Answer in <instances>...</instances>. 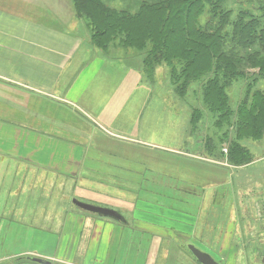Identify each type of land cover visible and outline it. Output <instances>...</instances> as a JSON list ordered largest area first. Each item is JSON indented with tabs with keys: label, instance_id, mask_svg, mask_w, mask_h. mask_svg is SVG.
<instances>
[{
	"label": "crops",
	"instance_id": "obj_1",
	"mask_svg": "<svg viewBox=\"0 0 264 264\" xmlns=\"http://www.w3.org/2000/svg\"><path fill=\"white\" fill-rule=\"evenodd\" d=\"M77 19L69 0H0V219L36 221L43 216L58 223V211L41 214L38 209L59 202L51 193L52 188L58 191L61 178L73 198L114 208L128 223L70 210L68 217L76 216L57 231L67 241L60 247L62 257L53 252L44 257L52 264H89V258L94 264L109 259L116 264L120 254L131 264L140 253L152 260L145 264H155L154 240L172 237L180 239L174 243L177 255L184 251L189 263L201 264L184 244L197 242L221 254L225 243V250L241 248L234 242L237 235L260 239L264 139L251 148L253 161L243 166L209 163L179 150L176 145L184 138L172 132L174 117L140 83L143 60L131 51L120 60L91 47L83 33L86 26ZM156 150L184 157L182 168L167 173L172 180L165 177L162 185L153 181L163 187L160 196L152 187L149 194L138 190L129 178L135 158ZM123 158L131 160L130 166ZM98 161L95 169L90 162ZM138 175L133 178L137 184ZM230 175L237 191L231 200L225 184ZM243 200L250 203L249 213L237 206ZM90 227L86 258L76 261L71 257L80 252L82 231Z\"/></svg>",
	"mask_w": 264,
	"mask_h": 264
},
{
	"label": "trees",
	"instance_id": "obj_2",
	"mask_svg": "<svg viewBox=\"0 0 264 264\" xmlns=\"http://www.w3.org/2000/svg\"><path fill=\"white\" fill-rule=\"evenodd\" d=\"M76 1L92 22L99 48L117 40L134 47L145 54L143 75L149 82L164 65L177 96H191L186 101L192 102L199 95L215 129L206 142L208 155L218 156L219 144L227 143L229 164L253 161L245 142L264 137V14L247 15L249 10L241 8L233 17L225 0H148L142 13L133 14H114L101 0ZM237 82L244 84L234 106L229 89ZM202 116L195 107L191 123Z\"/></svg>",
	"mask_w": 264,
	"mask_h": 264
},
{
	"label": "rangeland",
	"instance_id": "obj_3",
	"mask_svg": "<svg viewBox=\"0 0 264 264\" xmlns=\"http://www.w3.org/2000/svg\"><path fill=\"white\" fill-rule=\"evenodd\" d=\"M102 3L106 6L107 10L112 11L115 13H121V12H128V13H142L144 8L143 5L148 0H101ZM71 3L73 10L75 12V17L78 18L77 20L83 21V23L86 26V29H84V35L88 38H90V46L91 47H97L99 46L95 43L94 40V32L95 29L92 27V22H90L89 18L86 16V13L81 12L79 7H77V1L76 0H69ZM264 6V0H225L224 1V7L226 9H231L233 17H236L238 15V12L241 8H247L249 11L247 12V15L254 14V15H261L264 14L263 7ZM142 9V10H141ZM123 15V14H122ZM207 18V12L202 13V16L200 18V21L204 23V19ZM76 20V21H77ZM84 24L81 23L82 27ZM75 25V24H74ZM73 25V26H74ZM72 26V27H73ZM74 27H78V24H76ZM118 47V48H117ZM120 48V49H119ZM93 49V48H92ZM101 51L103 49L99 48ZM126 50L133 52V54L138 55L139 60H143L144 58V52L129 46H124L122 43L119 42V40L112 42L108 45L104 51H106L107 55L111 58H118L120 60L126 59ZM93 50L90 49V52L92 53ZM123 51V52H121ZM141 80L140 83H145L146 86L149 88V91L152 92L157 98H160L164 102V106L166 110H169V113L172 114L174 117V120L172 121V132L175 134L176 138H184V141L182 145L177 144L176 147L179 148V150L187 151L188 154L200 157L204 159L206 162H214L216 161L224 164H229L227 158L228 152L224 151V148H228L227 143L219 144V147L217 149L220 150L218 152V156L211 157L209 154V150L207 149L206 144L208 138L215 137L214 132L215 129L213 127L212 118L210 117L211 113H208L207 109L202 108V101L199 97L196 100L193 98L192 102H188L186 100H191V96H188L187 98H180L177 96L174 92L173 85L170 81L168 69L166 66L161 65L155 69L154 72V78L152 82H149L143 75V64L141 69ZM244 82H237L234 83L231 88L229 89V94L231 98L232 105H236L238 102V98L241 94L242 85ZM201 108L203 112V116L197 121L195 125L191 123V116L193 109ZM169 119V116H168ZM176 123V124H175ZM175 124V125H174ZM172 137V135H171ZM264 139V137L259 141L254 140H247L245 143L247 147L251 150L252 147L255 148V146ZM216 143V138L214 140ZM264 141V140H263ZM214 142V143H215ZM226 142V141H225ZM210 141L211 146L214 145ZM217 149L215 150L217 152ZM216 152H214L216 154ZM252 152V151H251ZM220 153V154H219ZM253 153V152H252ZM220 155V156H219ZM222 155V156H221ZM154 157V158H151ZM184 157L177 154L172 153H166L162 152L160 150H156L155 153L151 154L149 157L146 156H139L136 157L133 163L135 164V169H133V174L129 176L131 182L135 184L140 190V187L144 189V192L148 194L149 189L152 187L154 191L162 189V186H156L153 185V181L159 180V184H164L165 180L164 178H170L172 180L173 178L168 176L167 173H172L175 171H178L183 166L181 163L183 162ZM126 162L127 166H130L131 160L128 158H123ZM95 169H98L99 167V161L96 162H90ZM209 165V164H206ZM233 166V165H232ZM243 166V165H241ZM131 168V167H130ZM154 169H156L154 171ZM159 170V171H158ZM172 171V172H171ZM136 172H138V184L133 179L135 178ZM161 172V173H160ZM165 174V175H164ZM100 176V174H98ZM97 175V176H98ZM162 175V176H161ZM160 176V177H159ZM241 177V174L239 175ZM97 178V177H96ZM238 185H241L242 182L239 180ZM93 183V181H91ZM93 184H96L94 182ZM229 190V200H231L232 196H236L235 191L236 188L232 184V175L229 176L226 183ZM153 185V186H152ZM58 191L56 189L52 188V193L55 197H58L59 202H44L45 207H41L38 209V211L42 214L49 213L56 210L58 211V217L56 218V214H54L55 218L57 219L58 223H56V220L51 221L48 220L45 217H41V219H38L36 221L30 220H22L19 221L18 217H16V221H6L3 219H0V264H29V261L27 260L28 257H46L45 255L51 254L53 252L56 256H61V248L62 245L67 242L66 237L62 233H57L59 230L58 228L61 226H67L70 224L71 219L76 216L68 217L70 213V210H76V211H84L81 208L77 207L73 203V197L68 194L70 193V186H66V180L59 179L58 183ZM163 192H159L158 196H160ZM45 195H49L48 191H45ZM152 195V193H151ZM209 195V194H208ZM237 199V198H236ZM255 199V198H253ZM257 200V199H256ZM83 201V200H82ZM85 202V201H84ZM91 203V202H89ZM251 204L255 205L253 201H251ZM252 205V206H253ZM240 210L248 212V208L250 209V203L246 200H243L241 203L238 202V205ZM125 209H130L125 208ZM155 209H162V208H155ZM26 210H30V208H26ZM35 210V208H34ZM209 209H204V214ZM237 211L238 209L235 208ZM125 211V210H124ZM127 214L129 212L125 211ZM162 214V210H160ZM193 212V209L191 210ZM249 213V212H248ZM63 219V224L59 223L60 220ZM181 219V218H180ZM183 220V218L181 219ZM116 221V220H115ZM136 221V219H135ZM118 222V221H117ZM120 223V222H118ZM93 224V223H91ZM93 226V225H91ZM162 231V229H159ZM90 232H93L92 227L84 229L82 231V236L80 237L81 240H79V251L78 253L72 255V259L76 261H82L85 260V253L83 251L84 249L89 247L91 243V238L88 236ZM173 233V232H172ZM176 236L178 234L174 232ZM126 239H130L129 236L126 235ZM180 239L173 238L172 240L168 239H159L156 238L154 242H156V255H154V263L155 264H178V263H185V264H194L197 263L196 260H194L192 263H189L186 259V256L184 254V251H179V255H177L178 246L174 245V243L179 244ZM59 241V242H58ZM162 242V243H161ZM234 242L238 243L240 247H243V250L241 248L239 250H225L227 243L223 246L221 252L217 253L215 250H209L204 245L197 243V242H186L188 243L185 250H187L188 254L192 259H196L195 256H193L192 251L189 249V245H195L199 249L211 254V256L220 264H264V234L260 237V239H250L249 241L245 238H242V235H237V238L234 239ZM244 242V244H243ZM57 243V245H56ZM233 245L235 247H239L238 245ZM161 246V247H160ZM182 245H180L181 247ZM170 248V249H169ZM90 253V249H89ZM31 254V255H29ZM235 254H238L235 256ZM177 255V256H176ZM234 255V256H233ZM62 257V256H61ZM149 257V256H148ZM147 257V253L142 254L140 253V256H134L132 257V263L131 264H145V261L150 260V263L152 262L151 258ZM236 257V259H235ZM110 260H108L107 264H111ZM131 261V259H130ZM178 261V263H177ZM191 261V260H190ZM116 264H127L123 261V256L121 254L116 259ZM89 264H94V262L89 258ZM198 264V263H197Z\"/></svg>",
	"mask_w": 264,
	"mask_h": 264
},
{
	"label": "water",
	"instance_id": "obj_4",
	"mask_svg": "<svg viewBox=\"0 0 264 264\" xmlns=\"http://www.w3.org/2000/svg\"><path fill=\"white\" fill-rule=\"evenodd\" d=\"M73 203L84 211L97 214L102 217H109L116 221L123 222L125 224L128 223L125 216L114 208H110L94 203L84 202L77 198L73 199ZM189 249L192 251L193 255L201 264H220L209 253L199 249L195 245L190 244ZM28 259L38 264H52L51 260L41 257H28Z\"/></svg>",
	"mask_w": 264,
	"mask_h": 264
},
{
	"label": "flooded vegetation",
	"instance_id": "obj_5",
	"mask_svg": "<svg viewBox=\"0 0 264 264\" xmlns=\"http://www.w3.org/2000/svg\"><path fill=\"white\" fill-rule=\"evenodd\" d=\"M28 261H29V264H38V263H35V262L31 261V260H28Z\"/></svg>",
	"mask_w": 264,
	"mask_h": 264
},
{
	"label": "built area",
	"instance_id": "obj_6",
	"mask_svg": "<svg viewBox=\"0 0 264 264\" xmlns=\"http://www.w3.org/2000/svg\"><path fill=\"white\" fill-rule=\"evenodd\" d=\"M224 151H225V152H228V148H224Z\"/></svg>",
	"mask_w": 264,
	"mask_h": 264
}]
</instances>
